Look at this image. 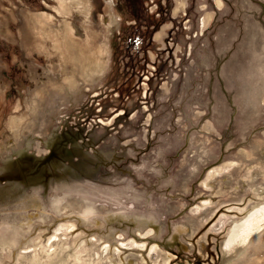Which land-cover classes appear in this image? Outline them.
<instances>
[{
    "label": "rangeland",
    "instance_id": "rangeland-1",
    "mask_svg": "<svg viewBox=\"0 0 264 264\" xmlns=\"http://www.w3.org/2000/svg\"><path fill=\"white\" fill-rule=\"evenodd\" d=\"M178 1L149 0L165 30L152 34L148 71L127 79L135 94L120 118L113 101L99 104L124 23L115 0H73L64 16L58 0H0V264H19L68 220V241L81 231L118 245L106 250L117 264H264V227L231 247L264 205V0H183L176 12ZM37 10L58 28L66 17L79 41L105 40L104 69L76 70L69 85V52L36 41ZM94 105L99 118L86 116ZM60 139L71 143L47 156Z\"/></svg>",
    "mask_w": 264,
    "mask_h": 264
},
{
    "label": "bare ground",
    "instance_id": "bare-ground-1",
    "mask_svg": "<svg viewBox=\"0 0 264 264\" xmlns=\"http://www.w3.org/2000/svg\"><path fill=\"white\" fill-rule=\"evenodd\" d=\"M59 5H56V10L61 14H70L73 8V0H58ZM79 5L83 0H75ZM222 0H216V7L222 9ZM184 5L183 0H179L175 11L177 12L181 6ZM89 8H87V11ZM32 26L36 30L37 43L48 48L50 45L49 38L52 39L55 46H59L60 53L63 54L64 49L69 52V61L72 62V67H67L68 71L64 76L69 85L72 87L78 86V77L76 70H80L81 75L93 77L95 74L100 73L104 69V52L106 51L105 40L100 43L96 42L95 36L91 37L89 34L82 41H79L76 34L73 31V25L64 17V27H54V15L51 12L45 10L32 11ZM58 15V14H57ZM213 14L207 12L202 18V30L203 32L208 27V24L212 20ZM58 20V19H57ZM58 24V23H57ZM59 26V25H58ZM165 30V26L162 30L156 32V37L160 36L161 31ZM50 39V40H51ZM64 57V56H63ZM104 59V60H103ZM59 85H63L58 82ZM53 84H56V82ZM40 90V89H39ZM46 93V92H45ZM59 93V92H57ZM60 94V93H59ZM41 97H44L45 94ZM39 95V96H40ZM35 100V99H34ZM41 100V98H40ZM36 101H38L36 99ZM34 102V101H33ZM35 103V102H34ZM26 118V117H25ZM23 114L13 118L16 123H22L25 119ZM227 167L233 166L232 162L226 163ZM251 169V168H249ZM224 171V165L217 167L211 171V176H216ZM210 176V177H211ZM198 207V206H197ZM202 209L203 205L197 209ZM65 226V232L60 233L59 229H55L53 235L46 241L42 242L40 236L33 238L29 246L31 247V253L26 251H20L19 264H117L118 259L113 257V254L108 253V249H119L118 245L101 246L99 241L102 238L94 236L92 242L89 243V239L81 236L82 232L77 233L71 241H68V236L78 229L77 223L73 220H68ZM90 224V223H88ZM264 227V205L258 207L250 216H248L241 226L234 229V236L231 239L232 248L240 242L243 244L251 241L252 237L256 235L260 229ZM142 233V232H141ZM89 240V241H88ZM135 241V240H134ZM155 248L152 247V250ZM158 251L159 255L160 251ZM122 257V255H121ZM124 257V256H123ZM104 259H109L104 261ZM143 259V258H142ZM168 261L169 256H166L164 261Z\"/></svg>",
    "mask_w": 264,
    "mask_h": 264
},
{
    "label": "trees",
    "instance_id": "trees-1",
    "mask_svg": "<svg viewBox=\"0 0 264 264\" xmlns=\"http://www.w3.org/2000/svg\"><path fill=\"white\" fill-rule=\"evenodd\" d=\"M115 1L124 23L112 40V71L105 81V86L110 90L106 92L105 97L100 94L102 100L99 104L113 101L116 110H123V113L118 115L121 118L123 114H129L130 102L135 94L136 85L129 86L127 79L141 76L148 71L146 62L149 60L146 51L151 47L152 34L158 29L161 18H158L160 16H156L154 11H149V0ZM114 93H117L115 97H113ZM96 108L97 105L89 107L86 116L93 114V117L99 118L104 114V110L96 111Z\"/></svg>",
    "mask_w": 264,
    "mask_h": 264
},
{
    "label": "flooded vegetation",
    "instance_id": "flooded-vegetation-1",
    "mask_svg": "<svg viewBox=\"0 0 264 264\" xmlns=\"http://www.w3.org/2000/svg\"><path fill=\"white\" fill-rule=\"evenodd\" d=\"M152 39V38H151ZM149 62V61H148ZM147 63V62H146ZM146 73V72H145ZM144 73V74H145ZM143 75V74H142ZM74 123V122H73ZM77 124V125H76ZM73 125H76V126H73ZM71 127H74L75 128V130L76 131H78L79 130V126H78V123H75V124H72V125H70ZM66 129V131H61V133H62V135H65V134H67L68 135V133L70 134L71 133V130H69L67 127L65 128ZM71 140H68V139H60V140H56V142H53V143H51V145H50V152L47 154V156H53V155H57L58 154V149L60 150L62 147L64 148V145L66 144V145H68V144H70L71 142H70ZM59 146H62V147H59ZM46 156V157H47ZM43 166V165H42Z\"/></svg>",
    "mask_w": 264,
    "mask_h": 264
}]
</instances>
